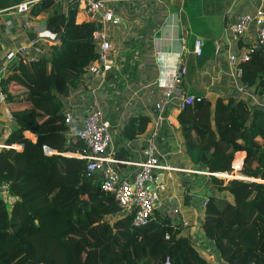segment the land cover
Segmentation results:
<instances>
[{"label": "trees", "instance_id": "trees-1", "mask_svg": "<svg viewBox=\"0 0 264 264\" xmlns=\"http://www.w3.org/2000/svg\"><path fill=\"white\" fill-rule=\"evenodd\" d=\"M54 1L36 0L28 15L38 19ZM80 9L75 1L51 11L46 27L60 42L36 59H19L1 77L13 121L0 147V264H163L166 257L171 264H213L182 233V223L155 209L147 224L136 226L101 179L86 175L85 159L76 155L86 144L65 120L63 101L98 59V21L78 20ZM240 66V82L264 95V47ZM250 102L242 95L202 96L177 117L185 153L201 169L223 173L244 152L239 171L246 178L210 174L202 212L224 264H264V107ZM150 121L132 114L123 133L132 139Z\"/></svg>", "mask_w": 264, "mask_h": 264}, {"label": "crops", "instance_id": "crops-1", "mask_svg": "<svg viewBox=\"0 0 264 264\" xmlns=\"http://www.w3.org/2000/svg\"><path fill=\"white\" fill-rule=\"evenodd\" d=\"M21 1L0 3L1 56L28 44L38 34L43 39L40 33L46 29V17L51 11H65L70 2L79 1L78 20L88 17L81 0H55V5L40 12L38 19L30 17L29 11L14 9ZM105 4L119 18L118 22L104 23L117 51L116 65L104 77H93L88 72L90 76L85 77L83 85L64 96V110L71 113V129L76 131L90 110L100 108L110 123L111 143L107 150L120 160L115 165L121 178L127 180L133 178L138 163L145 160L151 139L160 163L165 166L159 173L164 187L158 194L155 209L182 223V233L190 235L213 264H224L202 225L203 207L212 191L211 173L194 164L185 153L176 114L182 109L178 106L180 96L188 94L212 101L218 96L242 95L251 101V106L264 107V95L253 87L248 88L245 96L237 90L239 79L225 57L229 46L239 54L241 45L225 29L226 22L236 20L243 12L264 11V0H105ZM8 20L10 29L5 31ZM24 21L30 24L24 26ZM255 34L256 25L252 23L242 38L243 43L254 41ZM196 37L203 41L200 55L193 52ZM53 39L52 44L60 42L58 33ZM216 43L220 50H216ZM49 46L41 41L40 50L31 49L29 53L40 57L48 52ZM15 63V59L0 58L3 67L0 82ZM181 67L185 71L177 84L175 76ZM169 86L173 97L162 112L173 120L168 125L167 121L158 120L157 103L163 101L162 91ZM9 100L0 83V147L13 121L7 106ZM136 113L148 115L151 121L143 133L128 139L123 129L129 116ZM243 157L244 152L238 151L234 159L242 164ZM183 220L188 224H183Z\"/></svg>", "mask_w": 264, "mask_h": 264}, {"label": "built area", "instance_id": "built-area-1", "mask_svg": "<svg viewBox=\"0 0 264 264\" xmlns=\"http://www.w3.org/2000/svg\"><path fill=\"white\" fill-rule=\"evenodd\" d=\"M82 8L85 12L94 17L98 21V26L93 32V37L97 45L98 59L96 62H92L87 66L88 72L99 77H104L109 73L116 65V48L112 39L110 38L107 27L104 26L105 22H116L114 19V12L112 9L106 6L105 0H81ZM36 0H23L20 3L14 5V9L18 12H27ZM11 22L8 20L6 23L5 31L10 29ZM256 25V34L254 41L251 43H244L238 46L239 54L235 50H231L230 46L228 50H225V57L228 63L233 69L234 75L239 79L241 75L240 63L247 61L251 54L255 51L256 47H264V11L257 9L253 12H243L236 20L228 21L225 24V29L232 32V37L237 43L242 40L246 34L247 28L250 24ZM29 21H24L23 25L28 26ZM11 25V24H10ZM56 32L46 29L40 33V36L44 37L39 39L37 37L32 38L28 44L20 45L17 49L10 50L4 53L0 58L15 59H36V55H31L29 51L31 49L40 50L39 44L41 41H46L48 45H51L54 41L53 37ZM203 41L201 38L196 37L193 43V52L196 55L202 53ZM216 50H220L219 43H216ZM3 67L0 66V73ZM185 71L181 67L179 73L175 76V82L177 84L181 81V74ZM250 86L240 82L237 84V90L244 96L249 92ZM172 87H166L162 91L163 101L157 103L159 106L158 120L167 121L168 125L173 122L170 116L162 114L165 105L173 97ZM202 96H195L188 94L180 96L179 105L183 107L187 104H192L195 100L200 99ZM65 120L71 121V113H65ZM76 135L81 138L86 144V152L84 154H76L85 159V173L90 177H99L101 179V188L107 192L113 194L114 199L120 206L123 212L132 214V223L136 226L147 224L153 217L156 207V200L158 194L163 189L164 183L159 181L155 183L158 178L161 169L165 166L159 161V154L156 152L154 144L149 139V144L146 149L145 160L139 162V168L135 172L132 179H122L117 166L120 160L113 157L108 152V147L111 143L110 123L103 116V112L100 108H94L90 110L84 117L82 126L76 130ZM14 147L19 148V145L13 144ZM48 152H51L49 150ZM235 160V159H234ZM234 160L231 164V169L224 171L226 175H220L218 172H209L222 178H246L241 175L238 167L234 166ZM241 160V159H240ZM264 181V180H263ZM151 183H155L151 188ZM183 224L187 225L188 221L183 220ZM163 264H171L169 257H166Z\"/></svg>", "mask_w": 264, "mask_h": 264}, {"label": "water", "instance_id": "water-1", "mask_svg": "<svg viewBox=\"0 0 264 264\" xmlns=\"http://www.w3.org/2000/svg\"><path fill=\"white\" fill-rule=\"evenodd\" d=\"M114 19L118 22L119 21V18H118V16H114ZM180 109V108H179ZM179 112H180V110H179ZM178 112V113H179ZM178 117V114H176V118ZM160 177H161V174L158 176V178L155 180V183H157V182H159L160 181ZM155 183H151V185H150V187L152 188L153 186H154V184Z\"/></svg>", "mask_w": 264, "mask_h": 264}, {"label": "bare ground", "instance_id": "bare-ground-1", "mask_svg": "<svg viewBox=\"0 0 264 264\" xmlns=\"http://www.w3.org/2000/svg\"><path fill=\"white\" fill-rule=\"evenodd\" d=\"M234 166L237 167V166H236V163L234 164ZM224 174L226 175L227 173H224ZM224 174H223V175H224ZM220 175H222V174H220Z\"/></svg>", "mask_w": 264, "mask_h": 264}]
</instances>
